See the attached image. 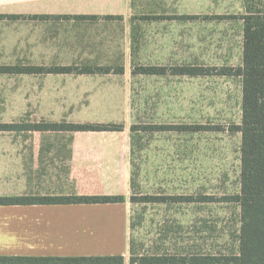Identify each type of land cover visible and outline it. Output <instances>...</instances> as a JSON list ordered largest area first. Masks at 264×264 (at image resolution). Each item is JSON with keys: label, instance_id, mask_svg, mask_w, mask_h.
<instances>
[{"label": "rangeland", "instance_id": "rangeland-1", "mask_svg": "<svg viewBox=\"0 0 264 264\" xmlns=\"http://www.w3.org/2000/svg\"><path fill=\"white\" fill-rule=\"evenodd\" d=\"M133 8L130 26L120 23L113 31L20 19L18 41H11L10 24L2 22L1 65L126 70L0 75V122H125L131 136L133 254H235L241 207L231 197L241 190V133L233 126L241 123L242 82L216 73L242 65V17L263 10L264 0H133ZM148 65L164 66L167 73H132L133 66ZM191 65L211 74L172 73L175 66ZM132 124L175 128L133 133ZM191 125L206 128H186ZM150 195L192 200H140Z\"/></svg>", "mask_w": 264, "mask_h": 264}, {"label": "crops", "instance_id": "crops-1", "mask_svg": "<svg viewBox=\"0 0 264 264\" xmlns=\"http://www.w3.org/2000/svg\"><path fill=\"white\" fill-rule=\"evenodd\" d=\"M0 15L4 16L0 24H10L11 41H18L15 24L20 19L98 25L113 31L120 23L130 26L135 18L133 0H0ZM4 74L14 75L0 73ZM40 121L115 123L123 124L124 130H0V197L122 195L124 201L0 204V256L122 255L124 264H130L132 172L128 126L119 119Z\"/></svg>", "mask_w": 264, "mask_h": 264}, {"label": "trees", "instance_id": "trees-1", "mask_svg": "<svg viewBox=\"0 0 264 264\" xmlns=\"http://www.w3.org/2000/svg\"><path fill=\"white\" fill-rule=\"evenodd\" d=\"M0 17H4L0 15ZM18 15L17 18H21ZM186 18H193L186 15ZM36 18V16H34ZM44 18V16H41ZM159 18V17H158ZM244 21V40L242 65L238 68L222 67L216 74L239 76L242 82L241 123L233 130L241 133V190L231 197L240 204L241 226L238 252L230 255L191 256L142 255L135 256L131 248L130 264H264V9L250 11L242 17ZM212 69L198 66H175L173 74L190 76L211 74ZM0 73H124L123 66H20L1 65ZM132 73L164 75V66H133ZM144 130L174 129V126L147 125L139 127L132 124L131 132ZM189 130H201L202 125H191ZM0 130L14 131H122L123 124L115 123H74V122H14L0 123ZM162 199L190 201L192 197L183 196H144L140 200L157 202ZM210 199V197H206ZM132 201L135 198L131 197ZM124 201L122 195L94 196H18L0 197V204H71V203H116ZM0 264H124L122 255L100 256H0Z\"/></svg>", "mask_w": 264, "mask_h": 264}]
</instances>
